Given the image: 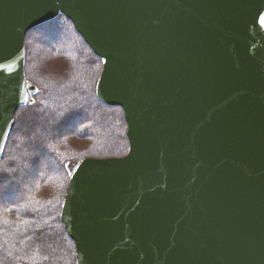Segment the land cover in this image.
Here are the masks:
<instances>
[{
	"label": "water",
	"instance_id": "95a60500",
	"mask_svg": "<svg viewBox=\"0 0 264 264\" xmlns=\"http://www.w3.org/2000/svg\"><path fill=\"white\" fill-rule=\"evenodd\" d=\"M58 16L129 143L67 165L76 264H264V0H0V162L36 92L26 35Z\"/></svg>",
	"mask_w": 264,
	"mask_h": 264
},
{
	"label": "trees",
	"instance_id": "16d2710c",
	"mask_svg": "<svg viewBox=\"0 0 264 264\" xmlns=\"http://www.w3.org/2000/svg\"><path fill=\"white\" fill-rule=\"evenodd\" d=\"M58 24L64 32L50 35L58 39L53 42L54 49L49 47L48 51L47 43H42L44 49L39 51L37 37L31 43L25 74L36 92L16 113L18 126L0 162L2 185L10 177L19 181L17 175L23 177L27 167L42 171L45 177L24 186L17 182V195L10 192L11 185L0 186V264H76L75 244L60 220L62 197L68 185L64 165L88 156H122L128 149L123 110L103 106L96 96L102 61L74 26L67 29L69 21ZM41 27L27 33L25 45L28 36ZM104 110L117 114L119 127L103 115ZM92 120L98 128L90 126ZM36 124H41L38 131ZM84 145L87 146L83 148ZM32 157L36 160L31 162ZM59 163L61 173L57 172ZM58 184L59 192H53Z\"/></svg>",
	"mask_w": 264,
	"mask_h": 264
},
{
	"label": "rangeland",
	"instance_id": "374dc122",
	"mask_svg": "<svg viewBox=\"0 0 264 264\" xmlns=\"http://www.w3.org/2000/svg\"><path fill=\"white\" fill-rule=\"evenodd\" d=\"M63 21H66L65 19L64 20H62V18H59L58 19V21L57 22H55L54 21V23L53 24H50V23H47L48 25H46V24H44V25H46V26H44V25H42V27H41V29L40 30H38V31H34L33 33H31L29 36H28V38H27V41H26V60H25V68L27 67L28 68V64H27V60H28V54H30V50L32 49V45H31V43H33V41H34V38L35 37H37V41H39V43H41L40 44V46L39 47H37V48H39V51H42L44 48L42 47V43H47V48H48V51L51 49V48H49V47H52V46H54V41H57L58 39L56 38V36H50L51 34L52 35H55V34H60V33H63L64 31L62 30V27L58 24V23H61V22H63ZM262 24L264 25V19L262 20ZM72 25V23H70L69 25H66V27H67V29H70V26ZM73 26V25H72ZM78 42V41H77ZM44 46V45H43ZM45 47H46V45H45ZM53 49H54V47H52ZM38 51V52H39ZM78 58V57H77ZM76 58V59H77ZM102 66H103V64H102ZM102 71V70H101ZM101 74V73H100ZM100 74H99V77H100ZM99 77H98V79H99ZM98 81V80H97ZM97 85V84H96ZM19 110V109H18ZM18 110L16 111V113L18 112ZM105 114H103V115H106L107 117H109L108 119L111 121L112 120V124H115L116 126L115 127H117V124H118V127H119V120H118V117H117V114H112V113H115V112H111V111H108V110H104L103 111ZM81 120V118L80 119H78V122ZM84 122V120H82L81 121V123H83ZM89 124L90 123H88V126H89ZM41 124H36V126H34L35 127V129L38 131V129L40 128L39 126H40ZM18 126V125H17ZM17 126H16V123H15V126H14V128H13V130L14 129H17ZM85 126V125H84ZM90 126H94V127H96V128H98V126H97V123H95V122H93V120H92V123L90 124ZM16 127V128H15ZM92 127H90L89 129H91ZM117 129V128H116ZM13 130H12V132H13ZM47 131H49V130H47ZM12 132H11V134H12ZM39 133V132H38ZM41 133V132H40ZM50 133H51V131H50ZM94 133V132H93ZM11 134H10V136H9V139H8V141L10 140V138H11ZM54 134V133H53ZM7 144H8V142H7ZM7 146V145H6ZM87 145H84L83 146V148L84 147H86ZM33 147V150L35 149V146H32ZM6 148V147H5ZM91 148H93V146L91 147ZM128 148H129V143H128ZM33 150H32V152H33ZM44 150V149H43ZM49 150V149H48ZM5 151V150H4ZM127 152H128V149H127V151L125 152V154H127ZM4 154V153H3ZM124 154V155H125ZM124 155H122V156H124ZM88 157H90V156H88ZM88 157H86V158H88ZM113 157V156H112ZM114 157H121V156H114ZM36 157H32V160H31V162L32 161H34V160H36L35 159ZM96 158V157H95ZM98 158V157H97ZM103 158H107V157H103ZM83 160V159H82ZM82 160H75V161H69V162H80V161H82ZM51 162V161H50ZM69 162H67L65 165H64V168H65V171H66V173H67V176H68V182H69V179H70V175H69V173H68V170H67V165H68V163ZM56 166L57 165H55L54 167H55V169H56ZM58 167V166H57ZM63 167H62V165L60 166V163H59V167L57 168L58 169V171L57 172H59V173H61V169H62ZM24 170V169H23ZM52 174H54L53 172H52ZM22 175V174H21ZM18 177L20 178V179H18ZM43 178H45V177H43V173H42V171L41 172H35V170H34V168L33 169H31V167H27V170H26V172H25V174H23V177L22 176H18L17 175V180H19L20 181V183L24 186V185H26V184H28V183H30V184H32V183H34V182H36V180H38V179H43ZM16 180V178H12L11 179V177L8 179L9 181L6 183V181L4 182V184L2 185V184H0V186L2 185L3 186V188H7V187H9L10 185H11V189H13L12 191H10L11 193L12 192H14L16 195L18 194V190L16 191V189H17V182L19 183V181H15ZM39 182V181H38ZM9 186H8V185ZM59 188H60V184H58L57 186H56V188L53 190V192H55L56 190L59 192ZM67 191V190H66ZM66 193V192H65ZM0 194H2V190H0ZM14 194V195H15ZM2 197V196H1ZM9 197V196H8ZM12 199V198H11ZM63 197H62V202H61V206H60V208H62V203H63ZM0 203H2L3 204V201H0Z\"/></svg>",
	"mask_w": 264,
	"mask_h": 264
},
{
	"label": "bare ground",
	"instance_id": "6f19581e",
	"mask_svg": "<svg viewBox=\"0 0 264 264\" xmlns=\"http://www.w3.org/2000/svg\"><path fill=\"white\" fill-rule=\"evenodd\" d=\"M264 26V25H263ZM31 31V30H30ZM97 96V95H96ZM99 100V99H98ZM99 103L100 104H102L100 101H99ZM103 106H105V107H113V106H107V105H104V104H102ZM70 180V179H69ZM68 184H69V182H68ZM67 188H68V185L66 186ZM67 188H66V190H67ZM66 194V193H65ZM64 197H65V195H64ZM64 200V199H63ZM61 214V213H60Z\"/></svg>",
	"mask_w": 264,
	"mask_h": 264
},
{
	"label": "snow or ice",
	"instance_id": "6c2138e0",
	"mask_svg": "<svg viewBox=\"0 0 264 264\" xmlns=\"http://www.w3.org/2000/svg\"><path fill=\"white\" fill-rule=\"evenodd\" d=\"M262 19H264V17H262ZM0 150H2V149H0Z\"/></svg>",
	"mask_w": 264,
	"mask_h": 264
}]
</instances>
